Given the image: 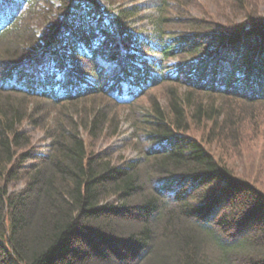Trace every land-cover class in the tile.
Returning a JSON list of instances; mask_svg holds the SVG:
<instances>
[{
    "label": "trees",
    "instance_id": "obj_1",
    "mask_svg": "<svg viewBox=\"0 0 264 264\" xmlns=\"http://www.w3.org/2000/svg\"><path fill=\"white\" fill-rule=\"evenodd\" d=\"M125 12L0 0V264H92L89 253L105 264H264V188L189 134L210 124L220 142L242 143L264 106V19L144 36L126 21L138 11ZM163 85L166 106L139 111V159L90 153L84 118L53 116L91 97L132 106ZM39 118L44 154L24 129ZM113 121L97 109L92 134ZM43 209L50 220L34 236Z\"/></svg>",
    "mask_w": 264,
    "mask_h": 264
},
{
    "label": "rangeland",
    "instance_id": "obj_2",
    "mask_svg": "<svg viewBox=\"0 0 264 264\" xmlns=\"http://www.w3.org/2000/svg\"><path fill=\"white\" fill-rule=\"evenodd\" d=\"M99 1L112 12L113 16H116L118 11H126L127 16L131 15V11H138L133 17H128L126 21L128 24L130 23V27H133L132 30L140 32L144 36L152 34L153 31L167 32L169 35L177 36V34L191 32L194 27L198 28L202 22H206L214 28L248 26L249 16L254 14L264 19V0ZM170 88H172L170 85L154 87L146 95L138 98L132 106L129 104L119 105L107 97H91L79 101V103L68 104L66 107H55L53 116H60L66 120L69 118L79 120L80 116L83 117L87 125L86 129L85 127L81 128L80 132L86 140L89 152H108L112 162L123 163L129 159H139L143 154L145 144L138 137V127L136 126L140 117L139 111H150L153 100L166 106ZM180 90L185 89L181 88ZM219 101L221 99H218ZM97 109H103L106 118L114 119V121L112 125L103 123L102 127L92 134L89 124ZM255 110L254 117H260V125L257 123L259 120L246 118L245 129H243L245 135L240 145L233 146L232 143L220 142L221 140L210 136V124L193 126L189 134L205 145L209 144V148L217 158L229 162L232 167L238 170L239 174L257 181L264 188V106L256 105ZM39 119L40 123L25 121L24 129L32 136L34 150L44 154L49 151L50 140L45 132L46 128L42 126L44 121ZM10 188L12 191L19 190L23 188V184L17 183ZM140 200V196H136L130 202L136 205ZM46 220L49 221L50 218L45 215L43 209L36 221V229L32 235H36L34 233L42 228ZM32 235H30L31 238ZM107 248V246H103L102 254L107 253ZM92 254H85L92 264H105L100 256H92ZM109 261L114 264L111 259ZM171 264H176V262L172 260Z\"/></svg>",
    "mask_w": 264,
    "mask_h": 264
},
{
    "label": "bare ground",
    "instance_id": "obj_3",
    "mask_svg": "<svg viewBox=\"0 0 264 264\" xmlns=\"http://www.w3.org/2000/svg\"><path fill=\"white\" fill-rule=\"evenodd\" d=\"M140 33V32H139ZM142 34V33H140ZM143 35V34H142ZM117 101L119 102H124V101H128V97H126V95H123V99H117Z\"/></svg>",
    "mask_w": 264,
    "mask_h": 264
}]
</instances>
